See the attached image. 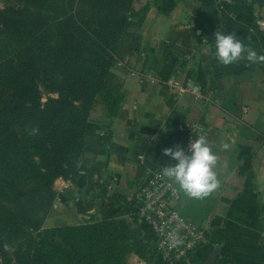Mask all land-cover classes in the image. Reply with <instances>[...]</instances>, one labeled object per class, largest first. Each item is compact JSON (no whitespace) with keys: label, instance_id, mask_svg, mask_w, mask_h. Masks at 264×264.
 I'll use <instances>...</instances> for the list:
<instances>
[{"label":"crops","instance_id":"obj_1","mask_svg":"<svg viewBox=\"0 0 264 264\" xmlns=\"http://www.w3.org/2000/svg\"><path fill=\"white\" fill-rule=\"evenodd\" d=\"M217 30L236 32L264 55V0H180L146 31L155 53L135 69L115 66L125 92L121 108L114 117L92 112L76 183H54L58 200L70 207L65 220L92 215L131 222L125 204L134 201L145 172L174 165L163 150L181 147L183 124L199 122L218 156L220 186L194 199L175 183L177 210L210 228V242L177 264H264V63H219ZM138 227L150 243L152 233ZM129 264L145 262L131 254ZM153 264L166 263L156 255Z\"/></svg>","mask_w":264,"mask_h":264},{"label":"trees","instance_id":"obj_2","mask_svg":"<svg viewBox=\"0 0 264 264\" xmlns=\"http://www.w3.org/2000/svg\"><path fill=\"white\" fill-rule=\"evenodd\" d=\"M169 14L176 0H155ZM129 0H13L0 10V264H146L133 202L125 219L38 232L55 180L78 178L85 104L106 91L117 36L135 12ZM128 13V14H127ZM57 97L41 102L40 86ZM82 104L78 108L77 104ZM122 100H106L114 117ZM38 127L30 136L26 129ZM33 233H37L35 236Z\"/></svg>","mask_w":264,"mask_h":264},{"label":"rangeland","instance_id":"obj_3","mask_svg":"<svg viewBox=\"0 0 264 264\" xmlns=\"http://www.w3.org/2000/svg\"><path fill=\"white\" fill-rule=\"evenodd\" d=\"M180 0H176L175 7L169 14H163L158 10L155 0H129L131 8L135 15L130 16L127 20V23L123 32L116 39L115 50L116 52L113 54L114 60L108 69L107 78L105 80L106 91L97 93L91 99V101L85 104V111L83 112L85 119V130L82 139V154L84 147V139L88 129L89 120L91 119V114L94 110L101 111L105 116L109 117L105 107L106 100L110 99L112 96L122 100L120 108L125 99V92L123 90V82L122 78L119 76L121 71L119 69H115V66H122L129 69H135L139 64L138 61L140 58H145L151 53H155V47L151 41L150 33H146V31L151 30L156 25V22L161 20L164 21L165 18L171 16L172 12L175 10L178 2ZM13 3V0H0V10L7 7L9 4ZM186 3V2H185ZM189 3H186V7ZM188 8V7H187ZM128 14V13H127ZM153 17V21H150V18ZM156 19V21H154ZM147 20H149V24H147ZM148 27V28H147ZM147 28V29H146ZM165 56V55H164ZM40 86L41 90V102L44 103L48 97H57L56 93H48L42 85ZM77 107H82V104H77ZM81 154V157H82ZM80 157V160H81ZM79 160V163H80ZM79 170V165H78ZM79 177V174H78ZM61 179V178H59ZM78 179V178H77ZM63 180V179H62ZM56 181V180H55ZM77 181V180H76ZM75 182H70L75 184ZM69 182V181H67ZM55 183V182H54ZM42 210L40 213L41 223L39 225L40 230L38 232L44 233L45 230L48 229H63L67 227H74L77 225H82L85 223L88 224H96L103 223L107 221L113 220H122V218H95L92 215H89L88 218H79V219H70V221L65 220L67 215V210H70V207L67 206L64 200H58L57 193L54 190L53 184V193L51 196H45L42 201ZM130 217V216H129ZM132 221V220H131ZM130 223V222H128ZM37 233H33L35 236ZM124 254V264H129L130 255L133 254L128 252V250H124L121 252ZM144 262V261H143ZM166 264H170L165 262ZM146 264V263H145ZM149 264V263H147Z\"/></svg>","mask_w":264,"mask_h":264},{"label":"built area","instance_id":"obj_4","mask_svg":"<svg viewBox=\"0 0 264 264\" xmlns=\"http://www.w3.org/2000/svg\"><path fill=\"white\" fill-rule=\"evenodd\" d=\"M205 126L199 122L183 124L185 139L180 148L186 154L191 141L206 136ZM160 170H147L142 187L135 196L133 212L140 226L153 235L150 244L164 262L186 263L201 247L210 242L209 226H200L177 210L180 194L175 183L161 174ZM179 239V243L175 242Z\"/></svg>","mask_w":264,"mask_h":264},{"label":"clouds","instance_id":"obj_5","mask_svg":"<svg viewBox=\"0 0 264 264\" xmlns=\"http://www.w3.org/2000/svg\"><path fill=\"white\" fill-rule=\"evenodd\" d=\"M215 38V56L222 65H230L241 59H246L251 63H264V55H258L256 51L246 46L238 37L236 32H214ZM245 53H247L245 57ZM30 136L39 133L38 127L26 129ZM222 150L228 151L230 145L224 143L221 145ZM186 154L183 148L176 146L163 150V155L171 157L176 161L174 165L164 166L162 176L176 183L189 197L202 199L220 186L217 173L214 168L218 161L217 154L210 147L206 136L201 135L189 143ZM179 243V239H175Z\"/></svg>","mask_w":264,"mask_h":264}]
</instances>
